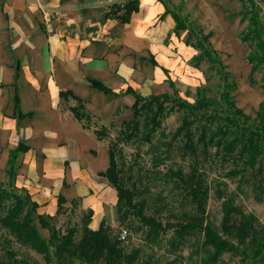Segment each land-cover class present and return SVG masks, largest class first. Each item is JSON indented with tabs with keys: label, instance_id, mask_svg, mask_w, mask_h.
<instances>
[{
	"label": "crops",
	"instance_id": "crops-1",
	"mask_svg": "<svg viewBox=\"0 0 264 264\" xmlns=\"http://www.w3.org/2000/svg\"><path fill=\"white\" fill-rule=\"evenodd\" d=\"M232 1L0 0V178L36 204L38 231L72 207L89 213L91 230L117 223L106 133L134 118L126 90L197 88V50L174 31L172 3L220 26Z\"/></svg>",
	"mask_w": 264,
	"mask_h": 264
},
{
	"label": "rangeland",
	"instance_id": "rangeland-1",
	"mask_svg": "<svg viewBox=\"0 0 264 264\" xmlns=\"http://www.w3.org/2000/svg\"><path fill=\"white\" fill-rule=\"evenodd\" d=\"M237 1L236 6V1H232L234 5L223 11L220 26L211 23L203 26L199 19L197 23L204 32L212 29L210 44L236 80L235 104L249 115L237 117L241 127L236 129L233 121L225 119L229 108L219 99L222 87L216 66L202 61L198 68L203 76L200 85L204 86V96L213 99L212 105L191 108L180 104V100L194 104L196 88L183 91L172 83L159 94L163 97L140 102L133 125H122L106 133L121 185L130 191L133 202L142 206L146 216L162 225L145 224L122 200L120 217L108 235L118 241L125 255L124 263L264 264V192L243 178L251 171L248 138L252 137L260 148L264 145L262 69L250 81L247 56L257 54L258 50L253 40L240 42V35L249 26V14L245 18L241 15V2ZM252 1L253 7L258 8L264 39V0ZM243 2L245 10L251 9L250 0ZM178 5L172 3L173 10ZM186 11L185 7L180 10V16L188 12L189 19H195L194 13ZM209 12L203 13L208 17ZM259 163L264 168V149L257 156L255 166ZM174 172H180L188 181H180ZM195 173L206 191L203 211L197 210L191 200L189 179L191 175L197 176ZM23 194L0 178V264H56L55 257L45 259L2 223L18 195ZM260 195L263 200L257 199ZM226 207H232L235 215L241 211L252 219L257 231L253 239L242 242L221 230ZM68 209L52 221L49 233L39 231L40 235L48 239L52 229L60 236L69 231L72 244L76 245L84 233L87 213L73 207ZM25 213L26 207L16 219L20 220ZM188 217H197L201 224L187 225L192 220ZM32 219L38 228L34 215ZM180 222L186 226H178ZM205 227H210L223 240V245L208 242ZM121 229L127 231L124 239L119 238ZM66 257L79 262L75 255ZM96 264L105 261L101 259Z\"/></svg>",
	"mask_w": 264,
	"mask_h": 264
},
{
	"label": "trees",
	"instance_id": "trees-1",
	"mask_svg": "<svg viewBox=\"0 0 264 264\" xmlns=\"http://www.w3.org/2000/svg\"><path fill=\"white\" fill-rule=\"evenodd\" d=\"M239 1L241 2V15L245 18V16L249 14V26L247 27L245 33L240 35L239 38L242 42H248L250 40L255 41V45L258 50L257 54L250 53L247 56V61L251 65L249 78L251 81L252 75L258 70L262 69L261 86L264 89V39L262 37L263 24L260 22L258 8L253 7L254 4L252 0H250V4L252 5L251 9L247 10H245L246 7L243 0ZM184 7V4L180 3L178 5L177 10L171 11L175 19L174 31L178 33L180 30H186L185 43L191 45L197 50V54L191 58V64L194 67L199 68L202 61H207L216 66V71L219 74L222 87L219 99L223 102V104H225V106L229 108L227 114L225 115V119L233 121L236 129H238L241 126L238 124L237 117H248L249 115L243 113L242 109L240 107H237L235 104L234 92L237 89L236 80L234 76L230 73V71L227 69V65L223 62L219 53L212 48L209 41L210 34L204 33L201 26L197 23L195 19L190 20L189 13L187 11L184 16H180L179 11L183 10ZM192 38H195V41H192ZM205 79L208 80V78ZM168 82L169 84H172L170 80H168ZM92 84L105 92H111L109 89H107L97 81H93ZM126 92L131 93L134 97V103L132 104V108L134 109V118L128 122H125V126L133 125L135 123L138 110L141 106L140 102L142 100L158 99L161 96L163 97V95H151L150 97L146 98L130 89H127ZM196 95L197 97L195 99L194 104H190L186 101L181 100L179 101V103L191 108H200L206 105H212L214 102L213 99L204 96L203 85H200L196 88ZM99 134H101L100 131ZM248 141V150H250L249 166L251 167V171L249 175L245 173L243 175V178L246 181H252V183L261 191V193H263L264 168L261 163H259L257 166H255V164L257 156L264 149V145L262 146V148H260L256 143H254V139L252 137H249ZM12 154L14 155V153ZM8 172L10 177L12 178V159L11 161H9ZM174 174L180 181H185L183 175H181L180 172H174ZM105 175L116 189L118 197L117 212L119 217V204L122 200H125L129 208L137 216H139L145 224L153 227L162 226L161 223L156 221L153 217L146 216L143 213L142 206L133 202L130 191L121 185L118 172L114 163L112 150H110V164L105 172ZM191 177L192 178L189 177V180L192 182L190 191L191 200L193 203H195L197 210L203 211L206 195L205 188L201 185V181L198 175H191ZM186 181H188L187 178ZM23 193V196L18 195V197L16 198L15 206L9 210L8 214L5 217H3L2 223L7 226L12 232H14L18 236V238H20L24 242H29L31 244L30 246L33 247L37 252L41 253L45 257V259L49 260L53 256L56 259V264H96L101 259H104L105 264H127L123 262V258H125V255L119 248L118 241L116 239H111L108 235V230L110 229V226L101 223L99 228L96 230H91L87 227L86 224L89 217V213H87V219L85 221L84 226V233L76 245L72 244V241L69 236V231L64 235L60 236L52 229L48 239L42 237L38 231L36 224L33 222L32 219L36 204L30 200L29 195L26 192L23 191ZM257 199L263 200V197H261L260 195L257 197ZM24 207H26L25 215L20 220H17L16 218H18L22 208ZM188 218L192 220L191 222H188L187 225L193 226L201 224L198 221L197 217ZM41 224L43 226L45 225L43 221ZM177 225L180 227L186 226L185 223L181 222ZM205 228L206 240L208 242L215 246L223 245V240H221L220 237L217 236L210 227ZM221 230L225 233L233 234V236H236L242 242L246 239H253V236H255V234L257 233L252 219L241 211H238V214L235 215L234 209L232 207H226L224 217L221 223ZM66 255H75L79 259V262L74 263L73 261L68 260ZM3 264L7 263L5 262ZM24 264L28 263L24 262Z\"/></svg>",
	"mask_w": 264,
	"mask_h": 264
},
{
	"label": "built area",
	"instance_id": "built-area-1",
	"mask_svg": "<svg viewBox=\"0 0 264 264\" xmlns=\"http://www.w3.org/2000/svg\"><path fill=\"white\" fill-rule=\"evenodd\" d=\"M127 231L125 229H121V232L119 234L120 239H124L126 237Z\"/></svg>",
	"mask_w": 264,
	"mask_h": 264
}]
</instances>
